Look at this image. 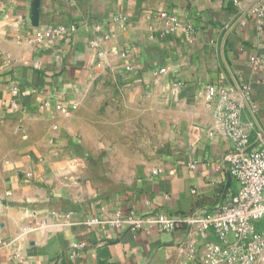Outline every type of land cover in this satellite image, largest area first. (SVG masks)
<instances>
[{"label":"crops","instance_id":"crops-1","mask_svg":"<svg viewBox=\"0 0 264 264\" xmlns=\"http://www.w3.org/2000/svg\"><path fill=\"white\" fill-rule=\"evenodd\" d=\"M254 57L264 65V0H0V264H200L181 244L212 231L87 223L184 217L236 191L208 90L233 89L264 145Z\"/></svg>","mask_w":264,"mask_h":264},{"label":"built area","instance_id":"built-area-1","mask_svg":"<svg viewBox=\"0 0 264 264\" xmlns=\"http://www.w3.org/2000/svg\"><path fill=\"white\" fill-rule=\"evenodd\" d=\"M261 4L256 12L261 15ZM173 31V30H172ZM64 28L51 31L52 36L66 34ZM167 33H169L167 31ZM251 65L255 70L264 69L261 60L254 57ZM130 71L131 68L127 67ZM166 69L155 73L163 74ZM233 89L208 90V97L217 100L222 110V129L232 143V151L228 156L229 172L238 184L236 191L229 193L223 203L211 211H196L184 217H173L168 214L128 215L117 213L114 218H93L87 224L102 229L106 227L127 229L138 232L144 230L148 234L153 229L161 232H174L186 225L193 234L214 232L218 242L206 244L204 247L193 239L182 244V251L187 258L200 264H256L264 262V232L256 230V224L264 220V145L254 144L244 128L241 116L243 105L231 98ZM13 95L19 90L14 89ZM249 90L244 95L248 100ZM76 110V106L72 107ZM69 114L71 110L62 108ZM194 195L197 194L193 190ZM29 228H34L30 223ZM85 248L83 243L71 245L72 256L78 257Z\"/></svg>","mask_w":264,"mask_h":264}]
</instances>
